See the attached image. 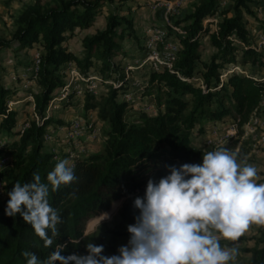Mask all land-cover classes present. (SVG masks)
Returning a JSON list of instances; mask_svg holds the SVG:
<instances>
[{
  "label": "trees",
  "instance_id": "obj_1",
  "mask_svg": "<svg viewBox=\"0 0 264 264\" xmlns=\"http://www.w3.org/2000/svg\"><path fill=\"white\" fill-rule=\"evenodd\" d=\"M115 1L126 0H51L45 4L36 1L19 13L10 38L0 39V52L11 50L16 55L34 45L41 49L34 77L39 90L32 93L33 113L38 121L29 119L22 132L18 129L17 111L7 108L10 90L0 82V137L7 138L6 143H0V161L7 159L0 168V264H26L24 251L35 253L43 261L57 244L66 246L62 255H86L84 243L91 237L83 236L85 227L88 230L104 217L102 214L116 200L117 191L129 194L141 187L143 183L135 176L138 167L156 162L163 155L171 162L198 164L209 150L195 141L208 123L235 124L241 135V128L259 107L264 89L260 81L264 77V49L257 48V41L243 22V15H253L251 6H258L259 1L234 0L230 7L219 11L222 0H193L184 16L172 21V27L179 30L175 34L179 50L172 71L149 70L141 91L137 90L149 97L155 112L137 111L129 122L127 112L132 105L122 94L132 87L125 79L123 61L116 58L126 56L122 45L125 38L142 40L132 17L108 13L102 29L81 37L79 55L65 45L75 36L76 29L90 28L101 8ZM205 39L214 50L207 58L201 53ZM66 63L84 76L93 70L115 84L106 85L97 95L86 90L81 93L84 118L97 111L103 147L101 152L72 159L67 153L54 154V149L43 142L49 125L63 124L59 119L46 117V112L68 82V75L60 73ZM234 65H240L244 73L229 72L228 68ZM247 66L251 68L249 73ZM193 77H200L203 86L193 84ZM70 99L71 94L66 101ZM61 159L71 162L68 166L74 168L77 178L69 185L50 190L49 203L57 209L61 222L52 245L45 246L19 214L5 215L7 192L17 182L32 181L34 172L47 182L48 172ZM121 217L132 224L135 215L123 204ZM101 244L105 255L116 254L104 243L97 245ZM249 252L251 259L247 264H264V229L256 247Z\"/></svg>",
  "mask_w": 264,
  "mask_h": 264
},
{
  "label": "clouds",
  "instance_id": "obj_2",
  "mask_svg": "<svg viewBox=\"0 0 264 264\" xmlns=\"http://www.w3.org/2000/svg\"><path fill=\"white\" fill-rule=\"evenodd\" d=\"M164 167L167 174L149 178L143 196L134 198L138 214L116 254L105 255L104 245L88 242L86 255L65 256L66 246L57 244L43 261L24 251L26 264H230L238 249L222 246L221 239L237 241L250 224L264 225V183H257V169L239 163L227 148L205 152L198 164ZM76 178L67 159L48 172L47 182L34 172L32 181L7 192L5 215L19 214L45 246L52 245L61 217L49 203L50 190Z\"/></svg>",
  "mask_w": 264,
  "mask_h": 264
},
{
  "label": "rangeland",
  "instance_id": "obj_3",
  "mask_svg": "<svg viewBox=\"0 0 264 264\" xmlns=\"http://www.w3.org/2000/svg\"><path fill=\"white\" fill-rule=\"evenodd\" d=\"M38 1L40 4H45L51 2V0H0V39L8 40L11 34L15 30V20L19 13L24 9L26 5H31ZM165 0H126L117 2L113 4L105 5L101 8L99 14L94 18L90 28L86 30H75V36L69 38L65 41V45L70 51L75 54L81 51L80 39L84 35H91L96 30H100L104 27L105 18L110 12L124 13L132 17L134 23V29L142 40L132 41L128 38L122 42V45L126 49V56L124 58L118 56L116 59H121L124 64V73L127 83L131 85L132 89L126 90V96L129 97V103L132 105L127 112L128 121L132 120V116L135 112L144 110L148 113H154L155 108L151 104V100L147 96H142L138 91H141V85L145 82L149 72L147 68H133L129 71L128 66L136 67L134 64L136 59H140L144 54L143 50V39L145 37L144 32L147 27H162L165 28L170 36L171 41H175L177 37L175 34L179 33L177 29L172 27V21L174 19H181L186 11L190 8L191 2L193 0H183L182 2H177V0H168L167 5H163ZM234 0H222L219 6V11L222 8L230 7ZM259 1L258 6H251L253 15L244 14L243 22L248 29V31L253 35L255 40L259 41L260 36H264V0ZM217 15L214 16L216 19ZM205 26L208 24L205 22ZM172 27V28H171ZM172 29V32L170 30ZM213 29V26H210ZM172 33V34H171ZM141 42V43H140ZM176 42V41H175ZM258 48V47H257ZM263 50V49H260ZM214 50L210 48L208 40L205 39L203 46L201 48V53L203 58L209 57V55ZM41 55V49L38 45H34L30 50H23L20 54H14L11 50H3L0 52V66L4 69L0 71V82L3 86L10 90V95L7 100V108L9 110H15L18 113L19 125L24 121L29 119H35L33 113V101L32 93L39 90L35 83L34 73H35V60L36 56L38 58ZM18 62V63H17ZM18 64V65H17ZM17 65V67L15 66ZM249 73L250 69L247 66ZM229 72H236L243 74L244 71L241 69L240 65L230 66ZM74 66L71 63H66L60 69L61 75L74 76L73 71ZM72 71V72H71ZM127 72V75H126ZM89 75H96L93 70L90 71ZM191 82L198 85L196 80ZM104 87L100 88L95 95L99 94ZM134 90V91H133ZM124 93V94H125ZM124 94L123 97H124ZM129 95V96H128ZM68 96L61 101H53L48 107L46 112V117H51L53 119H59L62 121V125H49L48 132H53L56 128H59L60 132L56 135V139L51 143L53 153L61 156L64 153H70L72 149H81L84 151H78V157L83 155H88L89 153L101 152L103 143L100 136V131L102 125L96 119L97 111L94 110L87 114V119L93 121L94 125L98 128V136L94 140H82L79 138L78 144L74 145L70 140L69 143L64 142L66 139H62L64 132H62V126L68 127L72 121L76 119H85L83 108L81 104L83 99L80 95H72L69 102H67ZM63 106L61 103H63ZM218 125V124H216ZM230 125V124H229ZM227 127L228 125H221ZM242 133L239 135L236 133L234 137H231L225 142L217 143L214 147L208 148L209 151L218 150L221 148H227L231 150L236 156L239 163L251 164L257 169V183H264V142H261L260 130L255 131L256 134H249L245 132L244 126L241 128ZM64 131V130H63ZM88 135V134H87ZM204 136L206 133H202L197 137L195 143L196 145H203ZM86 139V138H85ZM1 143H6L7 138L3 139L0 137ZM61 141V142H60ZM256 145V147L253 146ZM90 145V146H89ZM76 146V147H75ZM91 147L89 151L85 150L83 147ZM200 161L199 163H201ZM69 163V162H68ZM182 163L179 161H169L167 156L163 155L154 162L150 161L142 166L138 167L135 171V176L143 183L141 187L133 191V193H122L116 192V200L110 204L105 213H109L107 217H102L99 222L91 225L88 230L85 227L83 236L91 237L84 243V250L86 251V244L92 242L94 244L104 243L108 245L111 249L117 253L118 248L121 245L127 243L129 238V233L127 232V226L131 223L127 222L121 217V208L123 204L131 209L134 215L138 214V210L133 208V200L137 196H143L147 180L149 178L159 179L161 176L166 175V169L164 165H176L180 166ZM3 196L0 195V202ZM100 217V216H99ZM134 223V222H133ZM264 229V225L261 224H250L249 227L242 233L237 241H226L221 239L222 246L235 245L238 252L235 259L230 262V264H247L251 259L250 249L256 247V241L260 237V231ZM121 233H124L121 235ZM87 252V251H86Z\"/></svg>",
  "mask_w": 264,
  "mask_h": 264
},
{
  "label": "built area",
  "instance_id": "obj_4",
  "mask_svg": "<svg viewBox=\"0 0 264 264\" xmlns=\"http://www.w3.org/2000/svg\"><path fill=\"white\" fill-rule=\"evenodd\" d=\"M182 1L183 0H177V2ZM168 2V0H165L163 5H167ZM180 33L182 36L184 35L183 32ZM144 35L145 37L143 39L142 47L144 50V54L140 59L135 60L134 64H136V67L128 66V70L131 71L133 70V68H147L149 70L166 69L168 71H172L173 64L177 58L179 44L175 41H171L169 34L165 30V28L162 27H147L145 29ZM257 47L258 49H264L263 35L260 36L259 41L257 43ZM35 58L36 60L34 77L36 75L39 64L38 56H36ZM72 71L74 76L70 75V79H68V82L57 92L56 96L52 99L50 104L53 103V101H61L72 93H74L75 95H81V93L86 90L95 95L100 88L105 87L106 85H115L113 82L109 80H103L102 78L96 77L95 75L84 76L76 70ZM192 80H196L198 82V85H200L201 87L203 86L200 77H193ZM220 81H222V79ZM260 81L264 87V77H262ZM124 99L126 101H129V97L126 96V93L124 94ZM34 117L35 120L38 121V118L35 114ZM27 127V121H24L21 125H18V129L20 130V132H22ZM61 128L62 132H64L62 133V139H66V141L64 142L69 143L68 140H70L74 145H77L79 143V138H82V140L84 139L90 141L94 140L99 135L97 126H95L93 121H90L89 119H76L75 121H72L68 127L62 126ZM244 129L246 133L256 135L260 130V134L262 135L260 136V141L264 142V89L261 95L259 107L253 113L249 122L244 125ZM59 130V128H56V130H54L53 132H47L43 137V142L47 145H50L54 141V139H56L55 137L60 132ZM255 131L258 132L256 133ZM236 133L237 128L235 124H230L227 127L214 124L211 126V128H209L208 132L206 133V136H204L203 145L205 148H212L217 143L225 142L231 137H234ZM253 146L256 147V145L254 144ZM75 150L84 151L82 150V148H76ZM68 156L70 159H72L78 157V153H74L72 151L68 153ZM6 162L7 159L3 158L0 161V168ZM70 163L71 162L69 161V164ZM1 187L2 186L0 184V195L2 194Z\"/></svg>",
  "mask_w": 264,
  "mask_h": 264
},
{
  "label": "crops",
  "instance_id": "obj_5",
  "mask_svg": "<svg viewBox=\"0 0 264 264\" xmlns=\"http://www.w3.org/2000/svg\"><path fill=\"white\" fill-rule=\"evenodd\" d=\"M126 50V49H125ZM213 124L212 123H208L207 125H206V130H205V133H207L208 132V130H209V128H211V126H212ZM62 144H63V142H62ZM90 146V145H89ZM83 147L85 150H87V151H89V149L91 148V147ZM90 152V151H89Z\"/></svg>",
  "mask_w": 264,
  "mask_h": 264
},
{
  "label": "water",
  "instance_id": "obj_6",
  "mask_svg": "<svg viewBox=\"0 0 264 264\" xmlns=\"http://www.w3.org/2000/svg\"><path fill=\"white\" fill-rule=\"evenodd\" d=\"M99 217V216H98Z\"/></svg>",
  "mask_w": 264,
  "mask_h": 264
}]
</instances>
